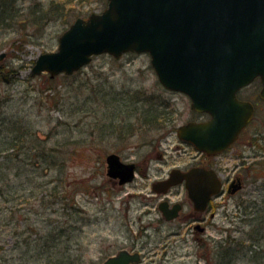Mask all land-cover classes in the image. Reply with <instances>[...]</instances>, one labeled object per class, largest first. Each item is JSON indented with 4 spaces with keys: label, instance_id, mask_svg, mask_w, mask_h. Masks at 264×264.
Wrapping results in <instances>:
<instances>
[{
    "label": "rangeland",
    "instance_id": "obj_1",
    "mask_svg": "<svg viewBox=\"0 0 264 264\" xmlns=\"http://www.w3.org/2000/svg\"><path fill=\"white\" fill-rule=\"evenodd\" d=\"M106 4L0 0V264H99L127 247L142 253L141 264H264V171L213 218L207 249L191 236L155 230L152 194L140 185L147 179L137 174L121 188L108 180L112 152L130 162L150 157L149 183L165 175L181 154L176 128L196 118L185 94L158 82L148 53L98 54L51 80L46 72L29 75L77 16ZM262 108L252 134L264 135ZM15 129L27 137L16 152L9 149ZM159 149L163 160L151 157Z\"/></svg>",
    "mask_w": 264,
    "mask_h": 264
},
{
    "label": "water",
    "instance_id": "obj_2",
    "mask_svg": "<svg viewBox=\"0 0 264 264\" xmlns=\"http://www.w3.org/2000/svg\"><path fill=\"white\" fill-rule=\"evenodd\" d=\"M57 44L37 55L31 77L44 71L52 78L71 74L101 53L118 58L147 52L163 86L186 93L194 110L211 114L206 123L177 129L179 138L200 149L224 147L249 121L252 108L236 98L238 88L259 76L264 98V0H108L102 12L76 17ZM4 56L1 52L0 62ZM105 159L108 176L120 183L133 180L132 163L116 153ZM138 259L119 250L100 264Z\"/></svg>",
    "mask_w": 264,
    "mask_h": 264
},
{
    "label": "flooded vegetation",
    "instance_id": "obj_3",
    "mask_svg": "<svg viewBox=\"0 0 264 264\" xmlns=\"http://www.w3.org/2000/svg\"><path fill=\"white\" fill-rule=\"evenodd\" d=\"M253 83H256L258 87L255 86L252 89ZM260 87L261 82L258 78L237 91L239 99L251 102L253 115L249 123L244 125L237 136L226 143L224 147L218 150H204L187 137L179 139L180 142L176 144L175 148L180 149L181 154L176 158H171L175 164L170 166L165 175H156L150 183L148 182L150 179L148 167L151 158L145 157L141 162L131 161L134 165L133 181L137 174L142 179H147L140 184L143 189L149 185L152 194L149 200L154 203V207L153 209L148 208L147 211L148 213L154 211L158 213V217L155 219L158 225L155 226V230L160 232L164 238L171 234L188 235L201 247L206 245L205 249H207L208 243L212 242L211 227L216 226L213 218L221 209L228 208V201L239 196L255 181L256 171L260 173L264 171V163L260 161L263 157L262 154L259 156L252 151V147L258 145V150L264 152V135L261 132L252 134L250 131L251 123L255 121L257 113L263 109L264 105ZM191 111L196 114V118L188 119L185 123H206L211 118L209 112H200L192 108ZM160 139H158V143ZM163 155L164 151L159 149L151 157L163 160L165 159ZM170 178L171 182L167 183L166 181ZM108 180L113 187L121 188L126 184L120 183L118 177H108ZM236 205H239V202H236ZM169 223L172 224V231L165 229ZM150 225L151 223L141 226V231L144 232L143 236H148L150 233L148 232ZM164 244L167 246V241ZM123 249L130 253H140L139 250H134L132 247ZM139 257L138 262L131 264H141L142 253L139 254Z\"/></svg>",
    "mask_w": 264,
    "mask_h": 264
},
{
    "label": "trees",
    "instance_id": "obj_4",
    "mask_svg": "<svg viewBox=\"0 0 264 264\" xmlns=\"http://www.w3.org/2000/svg\"><path fill=\"white\" fill-rule=\"evenodd\" d=\"M50 80H51V78H50ZM158 119H161V118H158ZM12 131H13V134L10 137V142L11 143H10L9 149L16 152V150H20V149L23 148V143L22 142H24V140H26L27 137L24 139V134L22 133V131H19V130H16V129L12 130ZM35 135H36V133H35ZM260 214H261V211H260ZM261 220H263V219H261ZM262 238H263V236H260V238H258V239H262ZM251 245H253V242H251V244L249 246H251ZM257 246H260V244H258ZM259 248H264V247L261 246ZM251 251H252V249H251Z\"/></svg>",
    "mask_w": 264,
    "mask_h": 264
}]
</instances>
